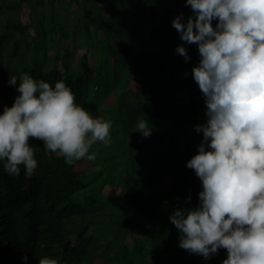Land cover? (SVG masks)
<instances>
[{"label":"trees","instance_id":"obj_1","mask_svg":"<svg viewBox=\"0 0 264 264\" xmlns=\"http://www.w3.org/2000/svg\"><path fill=\"white\" fill-rule=\"evenodd\" d=\"M69 2L81 23L74 34L86 46L78 73L74 53L63 44V52L57 49L67 34L55 0H0V114L20 95L9 79L20 83L21 64L23 73L53 87L63 80L78 105L111 121V142L90 148L94 161L68 165L30 138L37 160L30 179L23 168L19 177L9 176L0 163V264H39L44 256L59 264H222L225 249L205 259L179 247L169 220L178 208L196 207L202 191L186 166L203 139L196 126L207 120L192 76L201 57L198 45L182 41L172 26L177 15H193L190 6L185 0ZM23 7L28 22L21 20ZM91 51L99 60L94 67ZM140 118L152 128L148 137L135 131Z\"/></svg>","mask_w":264,"mask_h":264},{"label":"clouds","instance_id":"obj_2","mask_svg":"<svg viewBox=\"0 0 264 264\" xmlns=\"http://www.w3.org/2000/svg\"><path fill=\"white\" fill-rule=\"evenodd\" d=\"M185 4L193 15H177L172 26L182 41L198 45L201 57L192 76L205 98L207 120L196 126L203 139L186 166L202 191L196 207L178 208L169 220L180 233L179 247L190 254L210 259L225 249L222 264H264V0ZM175 51L190 59L184 46ZM9 84L20 93L0 114V163L9 176L19 177L22 168L28 179L35 174L30 138L68 165L94 161L90 148L98 141L110 144L111 121L78 105L63 80L53 87L24 73L19 84L15 76ZM135 131L152 134L143 118ZM39 264L59 262L44 256Z\"/></svg>","mask_w":264,"mask_h":264},{"label":"rangeland","instance_id":"obj_3","mask_svg":"<svg viewBox=\"0 0 264 264\" xmlns=\"http://www.w3.org/2000/svg\"><path fill=\"white\" fill-rule=\"evenodd\" d=\"M70 0H61L58 2V0H55V9L57 11V20L63 21V27L61 32H65L67 34V38L64 39V41L59 38V44L57 45V49H61L63 52L66 48L62 47V44L67 47V49L70 50V52L74 53V60H73V65H75V68H73L74 73H78L77 67L80 62V58L83 56L84 53H86V46L81 45L80 39L82 36H76L74 32L76 31L75 26L78 25L79 29L81 27V23L79 19L74 18V14L70 13V10H73L71 3L69 2ZM77 8V7H76ZM70 15L68 16V14ZM21 20L23 22H28L29 20V11L26 7H23L22 13H21ZM30 34H33V30H30ZM60 37V36H59ZM114 45V44H113ZM113 47V46H112ZM105 51V50H104ZM50 54L52 55L53 52L50 51ZM88 57L91 58L90 65L94 67V63L97 62L99 63V60H97V55L91 51L88 52ZM99 59V57H98ZM39 60V57L37 58ZM53 61H49V66L53 65ZM46 68H48L46 66ZM17 70L19 72L18 76L19 79L22 77L23 73V66L19 64L17 66ZM86 166V165H85Z\"/></svg>","mask_w":264,"mask_h":264}]
</instances>
